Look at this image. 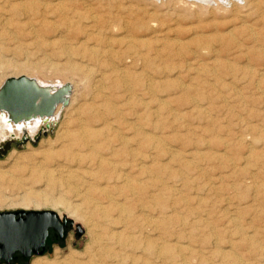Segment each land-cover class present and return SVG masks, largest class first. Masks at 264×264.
Listing matches in <instances>:
<instances>
[{
  "label": "rangeland",
  "instance_id": "obj_1",
  "mask_svg": "<svg viewBox=\"0 0 264 264\" xmlns=\"http://www.w3.org/2000/svg\"><path fill=\"white\" fill-rule=\"evenodd\" d=\"M3 1L0 0V8H2L0 9V19L3 18V21L0 20V49L4 54L3 59L10 61L11 65L2 66L5 68L0 69V85L5 78L22 73L21 68L25 65L34 67L28 71L41 76L42 78H40L45 80V83L54 84L64 81L68 82L72 89L68 103L59 108L57 115L52 119L53 122L49 124L50 128H46L45 124L40 121L33 136L28 133L27 125L17 129L18 131L12 126L10 130L5 129L0 133V170L10 168L9 165L12 164L14 158L11 156L12 151L29 153L32 152V149L40 150L51 147L53 151H61V153L60 156L55 157L54 161L47 162V165L50 169L54 168L55 178L64 179L65 182L63 184L62 182L46 184L43 179L30 180L26 173L21 174V186L14 185L10 180L1 179L0 212L49 210L57 215L66 216L68 210L62 203H57L56 206H53L49 201L37 206L33 203H28L26 206L21 204L20 197L26 189L30 191L43 190L47 196L54 199L62 198L63 201L67 200L66 202L77 204L76 212L90 217L91 223H93L89 231L88 225L82 219L70 215L69 218L73 221L72 227H66L62 238H58L51 230L42 254H35L23 259L17 258L8 264H32V261L37 257L42 258L41 264H264V0H227L226 7L220 4V0L214 2L211 0V3L203 8L202 6L191 8L179 4L176 0L166 1L164 4L157 3L156 6H159V10L161 8L164 15L155 18L152 27L147 28L145 32H140L143 33L141 39L149 37L145 40L147 42H136L137 45L133 48L130 47L131 45H126L128 43L122 42V45L121 42L116 41V38L121 35V29L107 28L106 30V28H101L98 31V28L93 26L91 11L94 12L92 16L97 15L98 17L101 14L99 13L101 9L97 11L92 9L93 4L95 5L96 2L113 3L114 0H87V2L86 0H33L38 7L33 4V7L27 8L29 12L27 9L25 10L23 16L13 17L10 16L9 11H6L7 5L9 2L20 0H8V4H3ZM47 1L52 4L54 2V4L50 5L49 3L44 6L43 3H47ZM118 1L131 5L133 10L144 7L150 8L149 10L155 8L148 2L149 0ZM21 2L28 5L27 0H21ZM175 3L177 4L175 5ZM88 4L92 6H88ZM54 5L56 6L54 7ZM137 6L139 7L136 8ZM40 8L41 11H45L40 12ZM47 8L49 9L47 10ZM84 8L85 11L80 13ZM73 9L76 11L74 12ZM33 11L35 14H32ZM197 14H200L199 18ZM242 14L244 16L246 14V16L244 17ZM30 15L36 19L44 18L42 20L45 22L35 23L32 26L28 23L19 24L20 27L15 22L17 20L22 22L30 18ZM41 16L43 17L40 18ZM5 18L6 20H4ZM187 18L189 22H187ZM58 19L61 23H58ZM240 19H242L241 22ZM172 20H176V23ZM3 22L5 27L1 26ZM53 22L55 24H52ZM245 24L248 28L245 27ZM46 25H49L48 30L44 28ZM15 26L19 33L26 29L27 32L19 34ZM185 26L188 30H184ZM231 26H233V30L229 29ZM238 26L241 30L238 29ZM83 27L84 29H82ZM168 27H172L170 29L173 32H170L169 29V31L166 30ZM37 30L39 34L40 32L42 34L39 35ZM174 31H176L175 34ZM215 31L218 36L213 35L216 34ZM16 33H18L17 36ZM199 33L202 37L205 35L203 37V40L207 39L204 40L205 43ZM229 33L231 36L228 35ZM88 35L91 36V40ZM165 35L171 38L177 36L178 40H172L176 46L173 43L169 44L170 42L166 43ZM256 35L258 36L256 37ZM56 37L59 38L57 41ZM87 38L89 42L86 40ZM41 39L45 40L44 43L41 42ZM195 39L197 40L194 41ZM46 40L48 41L46 42ZM54 40L55 43L51 44V41ZM65 41L66 43H64ZM116 42L118 43L116 44ZM184 42L187 43L185 45L188 50L185 49ZM200 42L202 44H199ZM99 43L101 44L99 45ZM106 44L107 46H105ZM165 44H167L166 46L169 44V46L165 47ZM73 45H75V49ZM237 46L241 49H238ZM88 47H94L97 54L94 51V53L89 51ZM107 47L111 51L106 49ZM120 47L121 49L125 48L121 51ZM82 48H85L87 53ZM62 49H69V52L73 53V56L71 55L73 58L70 56L71 60L66 59L67 55L61 53ZM136 50H139L138 53L146 51L148 56L141 58L138 53L135 54ZM81 51H84L86 55ZM99 52L102 53L99 54L101 57L98 55ZM110 53H113V56ZM156 53H160L158 55L160 57L155 56ZM96 55L98 58L95 62L93 58L95 59ZM99 59H102L104 63L98 62ZM219 61H221L220 64H218ZM14 63L15 65L20 64L21 67L14 66ZM71 63L74 66L78 63L75 67L83 66L78 67L79 70L76 73L72 70ZM222 63L225 65L224 67ZM226 65L229 66L226 67ZM206 67H208L207 70ZM111 68H113L112 71ZM88 69L89 74H84ZM227 69L229 70L227 71ZM133 70L138 71L135 73L136 76L133 75ZM123 71L127 72L126 74L129 76L127 77ZM225 71L227 72L225 73ZM117 75L118 77H116ZM122 83H125L127 87L115 86V84L121 85ZM97 92L103 94L101 96L103 100L100 99V94ZM115 94L117 95L114 96ZM104 99L106 101L112 99L110 103L114 101V104L111 103V108L105 106ZM69 101H71L70 105ZM93 106L97 108V113ZM99 108L103 110L101 109L99 112ZM118 109L120 112L117 111ZM104 110L109 113L108 117ZM77 121L79 122L77 123ZM105 121L107 122L105 123ZM75 123H81V126H84L83 130ZM129 123L131 124L129 125ZM97 127L99 128L97 129ZM41 129L42 132H40ZM84 129L86 132H83ZM94 129L98 130L97 133L101 132L100 136L95 132L92 133ZM116 131L117 133H115ZM136 131L139 133L137 134ZM88 132L94 136H90ZM26 133L32 137L28 138ZM80 133L81 135H79ZM118 135L120 136L118 137ZM139 135L144 139L142 140ZM115 137L118 139L116 140ZM125 137L132 139L134 144L132 140ZM84 138L87 140L85 139V141ZM121 138L124 143L120 140ZM91 139L92 142H90ZM146 139L147 141H145ZM137 140L139 143L136 142ZM140 140H142L141 143ZM143 141L147 143L143 144ZM119 142L122 144L119 145ZM51 143H53L52 146H50ZM87 147L91 152L87 150ZM116 147L122 148V150L116 149ZM136 149L138 151H135ZM133 151L138 155L135 152L132 154ZM71 152L73 159L72 156H69L72 154ZM75 155L79 158L77 156L74 158ZM124 155H129V157ZM137 156L142 157L143 162ZM133 157L135 160L139 159L138 163ZM36 159L41 160L40 157L39 159L36 157ZM57 164L62 167L59 169ZM55 165L56 167H54ZM141 166L142 168H139ZM68 170L71 171L69 177L66 173ZM61 173L62 175H60ZM63 173L67 175L65 176ZM99 181L100 183H97ZM90 182H96L98 187L89 188ZM84 196H88V200L84 199ZM75 225L80 226L81 233L76 231ZM113 232L114 235H112ZM156 250H159V254ZM1 264L7 263L1 262Z\"/></svg>",
  "mask_w": 264,
  "mask_h": 264
},
{
  "label": "bare ground",
  "instance_id": "obj_2",
  "mask_svg": "<svg viewBox=\"0 0 264 264\" xmlns=\"http://www.w3.org/2000/svg\"><path fill=\"white\" fill-rule=\"evenodd\" d=\"M3 1V0H2ZM12 1V0H11ZM14 1V0H13ZM28 1V5H24V2H21V0L20 1H14V2H9V4L7 3L8 2V0L7 1H3L4 3L3 4H5V3H7L8 5V7H7V10L6 9H4V10H6L7 12L9 11V13H10V16H20V15H22L23 16V14H25V10L27 9V8H30V7H33V4H34V1L33 0H27ZM49 1V0H48ZM47 1V3H43V5L44 6H46L47 4H49L50 2H48ZM59 1V0H58ZM83 1V0H82ZM112 1V0H111ZM118 1V0H117ZM116 0H114V2L113 3H111V2H109V3H101V2H96V4L94 5L93 4V8L92 9H95L96 11L97 10H99V9H101L100 11L101 12H99V13H101V14H99L100 16H98L97 17V15H94V16H92V14L94 13L93 11H91L92 12V14L90 15L91 16V20H92V23H93V26L94 27H96V28H98L97 30L99 31V29H101V28H106V30H107V28H114V29H121V31H120V34H118L119 32H117V34L118 35H120V36H118L117 38H116V41H118V42H121L120 44H122V42H124V43H128V44H126V45H131L130 47L131 48H133L135 45H137V43L136 42H147V41H145V40H147V38H149V37H147V38H140L141 37V35H143V33H140V32H145L146 30H147V28H149V27H152V24H154V21H155V18H157V17H159V16H163L164 15V12H161V8H160V10L158 9V5L156 6V4L158 3V4H164V2L166 3V1L168 2V1H171V0H149L148 2L151 4V5H153V6H155V8L154 9H152V10H149L150 8H148V7H144V8H141V9H137V10H133L130 6L131 5H129V4H123L122 2H120V1H118L117 2ZM139 1V0H138ZM173 1H175V0H173ZM172 1V2H173ZM179 4H183V5H185V6H188V7H195V6H202V8L203 7H206L208 4H210L211 3V0H176ZM214 1H216V0H213V2ZM219 1V0H218ZM217 1V2H218ZM254 1V0H253ZM65 2V1H64ZM86 2H87V0H86ZM130 2V1H129ZM220 4L222 5V6H224V7H226L227 5H228V1L227 0H220ZM245 2V1H244ZM256 2V1H255ZM55 3H56V1H55ZM57 3H59V2H57ZM90 3V2H89ZM125 3V2H124ZM127 3V2H126ZM146 3V2H145ZM2 4V5H3ZM39 4H40V2H39ZM52 3H50V5H51ZM53 4H54V2H53ZM52 4V5H53ZM87 4V3H86ZM91 4H92V2H91ZM132 4V3H131ZM141 4H143V3H141ZM140 4V5H141ZM177 3H175V5H176ZM245 4V3H244ZM252 4L253 5H255L254 4V2H252ZM258 4V6H259V3H257ZM1 5V6H2ZM35 6H37V4H34ZM58 5V4H57ZM82 5H84V4H82ZM165 5H167V4H165ZM174 5V4H173ZM5 6V5H4ZM34 6V7H35ZM56 5H54V7H55ZM66 6V5H65ZM71 6V5H70ZM88 6H92V5H89L88 4ZM133 6V5H132ZM136 6V5H135ZM172 6V5H171ZM38 7V6H37ZM41 7H43V6H41ZM60 7V6H59ZM139 6H137L136 8H138ZM143 7V6H142ZM167 7V6H166ZM165 7V8H166ZM174 7V6H173ZM245 7V6H244ZM249 7V6H248ZM248 7L246 8L247 10H248ZM251 7V6H250ZM61 8V7H60ZM68 8H69V6H68ZM91 8H90V10H91ZM134 9H135V7H133ZM262 8V7H261ZM0 9H2V8H0ZM33 9V8H32ZM32 9H30V10H32ZM44 9H45V7H44ZM49 8H47V10H48ZM52 9V8H51ZM79 9L81 10V8L79 7ZM169 9V8H168ZM174 9V8H173ZM181 9V8H180ZM250 9V8H249ZM259 9V8H258ZM257 9V10H258ZM64 10V9H63ZM74 10V9H73ZM165 10V9H164ZM170 10V9H169ZM168 10V11H169ZM206 10V9H205ZM252 10H254V9H252ZM1 11V10H0ZM27 11L29 12V9H27ZM35 11V10H34ZM33 11V13L32 14H35V12H37V11H35L34 12ZM39 11L40 12H44V11H41V8L39 9ZM71 12H73L72 10H70ZM76 10H74V12H75ZM85 11V8H84V10L83 11H80V13L81 12H84ZM87 11V10H86ZM174 12H176L175 10H173ZM179 11V10H178ZM188 11V10H187ZM239 11H241V9H239ZM52 12H54V11H52ZM60 12V11H59ZM62 12V11H61ZM88 12V11H87ZM87 12H86V14H87ZM194 12H195V10H194ZM237 12V11H236ZM243 12V11H242ZM50 13H51V11H50ZM79 13V14H80ZM90 13V12H89ZM88 13V14H89ZM103 13V14H102ZM166 13H168L167 11H166ZM183 13V12H182ZM198 13V12H197ZM248 13V12H247ZM246 13V14H247ZM262 13V12H261ZM1 14H3V13H1ZM30 14V13H29ZM38 14V13H37ZM36 14V16H38ZM47 14V13H46ZM64 14V13H63ZM72 14V13H71ZM73 14H75V13H73ZM123 14H125V15H123ZM235 14H237V13H235ZM246 14H245V16H246ZM255 14V13H254ZM253 14V15H254ZM263 14V13H262ZM26 15H28V14H26ZM41 15H43V14H41ZM59 15V14H58ZM171 15H172V12H171ZM176 16H177V14H175ZM174 15V16H175ZM252 15V14H251ZM6 16V15H5ZM9 16V17H10ZM29 16V15H28ZM46 16V15H45ZM70 16V15H69ZM87 16V15H86ZM86 16H84V17H86ZM89 16V15H88ZM186 16V15H185ZM190 16V15H189ZM194 16V15H193ZM198 16H200V14L198 15L197 14V17ZM241 16V15H240ZM242 16H244L243 14H242ZM244 16V17H245ZM262 16V15H261ZM43 16H41L40 18H42ZM50 17V16H49ZM48 17V18H49ZM61 17V16H60ZM68 17V16H67ZM71 17V16H70ZM69 17V18H70ZM72 17H73V15H72ZM75 17V16H74ZM187 17H188V15H187ZM196 17V19H198ZM251 17V16H250ZM15 18V17H14ZM48 18H46L47 20H48ZM57 18V17H56ZM59 18V17H58ZM168 18V17H167ZM171 18H172V16H171ZM180 18H182V17H180ZM184 18V17H183ZM186 18V17H185ZM189 18V17H188ZM188 18H187V22H189L188 21ZM235 18V17H234ZM236 18H238V17H236ZM243 18V17H242ZM247 18H248V15H247ZM12 19V18H11ZM10 19V20H11ZM42 19H44V18H42ZM42 19H36V17L35 18H33V17H31V15H30V18H27L26 20H24V21H22V22H20V21H15V20H13V21H15L18 25L19 24H21V25H23L24 23L26 24V23H28L30 26H32V25H35V23H39V24H41V23H43V22H45V20H42ZM63 19V18H62ZM228 19V18H227ZM1 20V19H0ZM4 20H6V18L4 19ZM22 20V19H21ZM56 20V19H55ZM59 20V19H58ZM64 20V19H63ZM71 20V19H70ZM74 20V19H73ZM72 20V21H73ZM177 20V19H176ZM175 20V21H176ZM235 20V19H234ZM233 20V21H234ZM241 20L242 19H240L239 21L241 22ZM245 20V19H244ZM1 21H3V18H2V20ZM9 21V20H8ZM7 21V22H8ZM75 21V20H74ZM79 21V20H78ZM173 21V20H172ZM175 21H173V22H175ZM194 21V20H193ZM55 22V21H54ZM52 23V24H55V23ZM60 22V20L58 21V23ZM68 22V21H67ZM66 22V23H67ZM195 22V21H194ZM207 22H209V21H207ZM230 22V21H229ZM246 22V21H245ZM245 22H243V23H245ZM9 23H10V21H9ZM11 23H13V22H11ZM15 23V24H16ZM61 23V22H60ZM71 23V22H70ZM83 23V22H82ZM90 23V22H89ZM176 23V22H175ZM174 23V24H175ZM196 23V22H195ZM2 24V23H1ZM62 24H64V23H62ZM72 24H74V23H72ZM78 24V23H77ZM87 24H88V22H87ZM86 24V25H87ZM177 24H179L178 22H177ZM185 24H186V22H185ZM194 24V23H193ZM198 24V23H197ZM196 24V25H197ZM216 24V23H215ZM220 24H222V23H220ZM220 24H218V25H220ZM234 24H235V21H234ZM237 24V23H236ZM249 25H250V23H248ZM4 25V22H3V24L1 25V26H3ZM9 25H12V24H9ZM21 25H19V27L21 26ZM43 25V24H42ZM57 25V24H56ZM70 25V24H69ZM89 25V24H88ZM180 25H183V24H180ZM179 25V26H180ZM189 25V24H188ZM188 25H187V27H188ZM223 25V24H222ZM221 25V26H222ZM232 25V24H231ZM237 25H239V24H237ZM237 25H236V27H237ZM246 25V24H245ZM254 25V24H253ZM47 26V25H46ZM44 27V28H47V30H48V26L47 27ZM53 26V25H52ZM55 26V25H54ZM83 26V25H82ZM91 26H92V24H91ZM100 26V27H99ZM194 26V25H193ZM214 26V25H213ZM216 26H217V24H216ZM234 26V25H233ZM233 26H231V28H229V29H231V30H233L232 29V27ZM240 26V25H239ZM238 26V29H240V27ZM243 26H244V24H243ZM3 27H5V25L3 26ZM24 27V26H23ZM26 27V26H25ZM40 27V26H39ZM63 27V26H62ZM66 27H68L67 25H66ZM80 27V26H79ZM87 27V26H86ZM173 27V26H172ZM172 27H168V28H166V30H170V32L172 31L171 29H172ZM177 27V26H176ZM176 27H174V28H176ZM181 27V26H180ZM197 28H198V26H196ZM235 27V28H236ZM245 27H247V25L245 26ZM15 28H17L16 26H15ZM32 28V27H31ZM41 28V27H40ZM43 28V29H44ZM81 28V27H80ZM89 28V27H88ZM93 28V27H92ZM95 28V29H96ZM171 28V29H170ZM173 28V29H174ZM182 28V27H181ZM189 28V27H188ZM188 28L186 29V26H185V28H184V30L186 29V30H188ZM204 28V27H203ZM248 28V27H247ZM251 28V27H250ZM249 28V29H250ZM6 29V28H5ZM12 29V28H11ZM26 29V28H25ZM30 29V28H29ZM33 29V28H32ZM38 29V28H37ZM57 29V28H56ZM82 29H84V27L82 28ZM82 29H80V31L82 30ZM90 29V28H89ZM94 29V28H93ZM179 29V28H178ZM177 29V31H179ZM183 29V28H182ZM193 29H195V28H193ZM216 29V28H215ZM219 29V28H218ZM228 29V30H229ZM237 29V30H238ZM242 29H243V27H242ZM245 29V28H244ZM252 29H254V28H252ZM256 29V28H255ZM254 29V30H255ZM4 30V29H3ZM16 30V29H15ZM15 30H14V32H15ZM17 30H18V28H17ZM27 30V29H26ZM21 31L22 33H24V32H27V31ZM38 30H41V29H38ZM38 30H37V32H38ZM85 30H86V28H85ZM84 30V31H85ZM162 30V29H161ZM168 30V31H169ZM212 30H214L213 28H212ZM236 30V29H235ZM236 30V31H237ZM241 30V29H240ZM238 31L239 33L241 32V31ZM253 30V31H254ZM2 31V30H1ZM86 31H88V30H86ZM94 31V30H93ZM97 31V32H98ZM105 31V30H104ZM109 31V30H108ZM111 31H113V30H111ZM149 31V30H148ZM155 31V30H154ZM180 31H182V30H180ZM191 31H192V27H191ZM193 31H195V30H193ZM199 31H200V28H199ZM211 31V30H210ZM247 31H248V29H247ZM12 32V31H11ZM17 32V31H16ZM20 32V33H21ZM36 32V33H37ZM59 32V31H58ZM82 33H83V31H81ZM107 32V31H106ZM156 32V31H155ZM173 32V31H172ZM175 32L176 31H174V34H175ZM189 32V31H188ZM198 32V31H197ZM213 32V31H212ZM216 32V31H215ZM225 32H227V31H225ZM230 32V31H229ZM235 32V31H234ZM244 32V31H243ZM4 33H5V31H4ZM18 33H19V30H18ZM18 33H16V36H17V34ZM19 33V34H20ZM63 33V32H62ZM81 33V34H82ZM87 33V32H86ZM89 33V32H88ZM87 33V34H88ZM101 33V32H100ZM103 33V32H102ZM101 33V34H102ZM178 33V32H177ZM186 33V32H185ZM202 33H203V30H202ZM251 33V32H250ZM253 33V32H252ZM6 34V33H5ZM15 34V33H14ZM28 34V33H27ZM30 34V33H29ZM38 34H39V32H38ZM40 34H42L41 32H40ZM39 34V35H40ZM80 34V35H81ZM87 34H86V36H87ZM94 34H95V32H94ZM116 34V33H115ZM173 34V33H172ZM192 34V33H191ZM190 34V35H191ZM198 34V33H197ZM200 34V33H199ZM205 34V33H204ZM210 34V33H209ZM234 34V33H233ZM242 34V33H241ZM244 34H245V32H244ZM247 34H248V32H247ZM258 34V33H257ZM13 35V34H12ZM11 35V36H12ZM23 35V34H22ZM22 35H20V36H22ZM63 35V34H62ZM96 35V34H95ZM103 35H105V34H103ZM111 35V34H110ZM162 35V34H161ZM177 35V34H176ZM187 35V34H186ZM186 35H184V36H186ZM201 35V34H200ZM206 35H207V33H206ZM211 35H212V33H211ZM213 35H216V36H218L217 35V32H216V34H213ZM228 35H230V33L228 34ZM243 35V34H242ZM251 35V34H250ZM249 35V36H250ZM10 36V37H11ZM64 36V35H63ZM89 36V35H88ZM94 36V35H93ZM102 36V35H101ZM145 36V35H144ZM172 36V35H171ZM196 36V35H195ZM205 36V35H204ZM203 36V37H204ZM220 36V35H219ZM231 36V35H230ZM233 36V35H232ZM248 36V37H249ZM258 35H256V37H257ZM38 37H42V36H38ZM44 37V36H43ZM57 37H59V36H57ZM56 37V41L59 39V38H57ZM60 37H62V36H60ZM98 38H99V35L97 36ZM103 37V36H102ZM111 37V36H110ZM163 37V36H162ZM161 37V38H162ZM187 37V36H186ZM190 37V36H189ZM191 37H192V35H191ZM194 37V36H193ZM197 37V36H196ZM201 38H202V40H203V37H202V35L200 36ZM199 37V38H200ZM244 37H245V35H244ZM254 37V36H253ZM256 37H254L255 39H256ZM17 38V37H16ZM33 38H35V37H33ZM91 38V36H89V39ZM94 38H96L95 36H94ZM107 38V37H106ZM113 38V37H112ZM111 38V40L113 41V39ZM160 38V39H161ZM14 39V38H13ZM19 39V38H18ZM36 39H37V37H36ZM44 39H45V37H44ZM74 39V38H73ZM79 39H81V38H79ZM93 39V38H92ZM97 39V38H96ZM164 39L166 40V43L168 42H170L169 44H171V43H173L174 41H172V40H178L179 38L177 37V36H175V37H173V38H171V37H167L166 35L164 36ZM190 39V38H189ZM214 39V38H213ZM213 39H211V40H213ZM240 39V38H239ZM249 39V38H248ZM42 40V39H41ZM76 40V39H75ZM86 40H88V38L86 39ZM85 40V41H86ZM91 40V39H90ZM94 40V39H93ZM149 40V39H148ZM164 40V41H165ZM182 40V39H181ZM184 40V39H183ZM192 40V39H191ZM190 40V41H191ZM197 39H195L194 41H196ZM199 40V39H198ZM201 40V39H200ZM205 40V39H204ZM203 40V42L205 43V41L207 40H205L204 41ZM215 40H216V38H215ZM234 40H235V38H234ZM250 40V39H249ZM258 40H259V38H258ZM15 41V40H14ZM45 41V40H44ZM44 41L42 40L41 42H43L44 43ZM48 40H46V42H47ZM81 41V40H80ZM79 41V42H80ZM100 41V40H99ZM102 41V40H101ZM105 41V40H104ZM115 41V40H114ZM188 41V40H187ZM186 41V42H187ZM216 41H218V40H216ZM233 41V40H232ZM237 41H239V40H237ZM253 41V40H252ZM49 42H50V40H49ZM55 43V40L54 41H51V44L52 43ZM68 42V41H67ZM82 42H83V40H82ZM81 42V43H82ZM88 42H89V40H88ZM106 42H107V39H106ZM118 42H116V44L118 43ZM180 42V41H179ZM186 42H184V44L183 45H185V44H187ZM233 42H235V41H233ZM22 43V42H21ZM61 43H62V41H61ZM64 43H66V41L64 42ZM69 44H70V42H68ZM81 43H79V44H81ZM86 43V42H85ZM109 43V42H108ZM107 43V44H108ZM149 43V42H148ZM165 43V42H164ZM178 43V42H177ZM190 43V42H189ZM188 43V44H189ZM194 43V42H193ZM196 43V42H195ZM235 43H237V42H235ZM235 43H233V44H235ZM240 43V42H239ZM254 43V42H253ZM259 43V42H258ZM25 44V43H24ZM47 44V43H46ZM69 44H67V45H69ZM75 44V43H74ZM94 44H96V42H94ZM101 43H99V45H100ZM104 44H105V42H104ZM107 44L105 45V46H107ZM115 44V43H114ZM140 44V43H139ZM169 44H168V46H169ZM175 43H173V45H174ZM197 44V43H196ZM199 44H202V42H200ZM254 44H256V42L254 43ZM19 45H20V43H19ZM76 45V44H75ZM75 45H73V48L75 47ZM82 45H83V43H82ZM93 45V44H92ZM98 45V44H97ZM96 45V46H97ZM119 45V44H118ZM117 45V46H118ZM123 45V44H122ZM125 45V44H124ZM167 44H165V47H168V46H166ZM208 45H210V44H208ZM239 45V44H238ZM61 46H62V44H61ZM78 46V45H77ZM76 46V47H77ZM86 46V45H85ZM88 46V45H87ZM86 46V47H87ZM109 46V45H108ZM162 46V45H161ZM163 46H164V44H163ZM175 46H176V44H175ZM189 46V45H188ZM79 47H80V45H79ZM78 47V48H79ZM82 47V46H81ZM172 47V46H171ZM170 47V48H171ZM238 47V46H237ZM64 48V47H63ZM67 48V47H66ZM71 48V47H70ZM73 48H72V50H73ZM89 48V47H88ZM100 48V47H99ZM125 48V47H124ZM123 48V49H124ZM127 48V47H126ZM130 48V49H131ZM136 48L138 49V47L136 46ZM162 48V47H161ZM160 48V50H162ZM179 48V47H178ZM181 48H182V43H181ZM181 48H180V50H181ZM183 48H184V46H183ZM196 48V47H195ZM208 48H209V46H208ZM240 47H238V49H239ZM75 49V48H74ZM81 49V48H80ZM82 49H84V51H85V48H82ZM97 49V48H96ZM106 49H109L108 47L106 48ZM117 49V48H116ZM115 49V50H116ZM120 49H121V47H120ZM123 49H121V51L123 50ZM166 49V48H165ZM175 49V48H174ZM185 49H186V45H185ZM241 49V48H240ZM63 50V49H62ZM72 50H70V51H72ZM95 48L94 47H90L89 48V51H91L92 53H94L95 51ZM102 51L104 50V49H101ZM110 51H111V49H109ZM108 50V51H109ZM133 50H135V49H133ZM141 50V49H140ZM159 50V51H160ZM186 50H188V48L186 49ZM185 50V51H186ZM50 51H52V50H50ZM84 51H81L82 53L84 52ZM94 51V52H93ZM99 51V50H98ZM107 51V52H108ZM113 51H114V49H113ZM112 51V52H113ZM139 52V50H136V52H135V54L136 53H138ZM143 51V50H142ZM158 51V52H159ZM178 51V50H177ZM177 51H175V52H177ZM240 51V50H239ZM73 52V51H72ZM76 52H78V51H76ZM86 53H87V50L85 51ZM85 52L83 53V54H85ZM101 52V51H100ZM98 53V55L99 54H102V53ZM115 52V51H114ZM113 52V53H114ZM127 52V51H126ZM150 52V51H149ZM164 52H167V51H165L164 50ZM179 53L181 52L182 53V51H178ZM197 52V51H196ZM217 52V51H216ZM3 52L1 51V49H0V66H1V68L0 69H2V68H5V67H2V66H10L11 64H10V61L8 62L7 60H5V59H3L4 57H3V55L4 54H2ZM53 53V52H52ZM61 53H64V55H67V57H66V59H68V60H71V58H70V56L73 54H71V52H69V49H64ZM90 55H93V54H91L90 52H88ZM105 53V52H104ZM112 53V54H113ZM116 53V52H115ZM114 53V54H115ZM150 53H152V51L150 52ZM154 53H155V51H154ZM168 53V52H167ZM186 53H187V51H186ZM189 53V52H188ZM54 54V53H53ZM76 55L78 54V53H75ZM74 54V55H75ZM80 54V56H82V54L81 53H79ZM95 54H97L96 52H95ZM111 53H110V55H112ZM117 54V53H116ZM125 54H127V53H125ZM157 54V53H156ZM165 54V53H164ZM169 54V53H168ZM176 54V53H175ZM178 54V53H177ZM183 54H184V51H183ZM196 54V53H195ZM216 54V53H215ZM63 55V56H64ZM76 55H75V57H76ZM86 55V54H85ZM107 55V54H106ZM134 55V54H133ZM150 55H152V54H150ZM158 55H160V53L159 54H157V55H155V56H157V57H160V56H158ZM174 55V54H173ZM217 55H218V53H217ZM73 56V55H72ZM71 56V57H72ZM95 56V55H94ZM100 56V55H99ZM109 56V55H108ZM113 56V55H112ZM116 56H118V55H116ZM120 56V55H119ZM138 56L139 57H143V58H146L147 56H148V53L146 52V51H144V52H141V53H138ZM175 56V55H174ZM179 56H181V55H179ZM182 56H184V55H182ZM193 56H195L194 55V53H193ZM196 56H197V54H196ZM215 56V55H214ZM213 56V57H214ZM79 57V56H78ZM101 57V56H100ZM110 57V56H109ZM108 57V58H109ZM121 57H122V55H121ZM121 57H119V58H121ZM162 57V56H161ZM169 57V56H168ZM73 58V57H72ZM80 58V57H79ZM78 58V59H79ZM96 58H98L97 57V55H96V57H95V59L93 58V60L96 62ZM114 58V57H113ZM182 58H184V57H182ZM190 58V57H189ZM216 58V57H215ZM75 59V58H74ZM133 59V58H132ZM148 59V58H147ZM185 59V58H184ZM191 59H192V56H191ZM195 59V58H194ZM213 59V58H212ZM211 59V60H212ZM216 59H218V57L216 58ZM220 59V58H219ZM67 60V61H68ZM73 60V59H72ZM109 60H110V58H109ZM114 60V59H113ZM131 60V59H130ZM138 60V59H137ZM140 60V59H139ZM66 61V62H67ZM99 61H102L103 63H104V61L102 60V59H99L98 60V62ZM213 61H214V59H213ZM217 61V60H216ZM71 62V61H70ZM77 62V61H76ZM116 62V61H115ZM138 62V61H137ZM140 62H141V60H140ZM220 62L221 61H219V63L218 64H220ZM68 63V62H67ZM72 63H74V62H72ZM71 63V65H73ZM79 63V62H78ZM77 63V64H78ZM82 63V62H81ZM101 63V62H100ZM102 63V64H103ZM109 63V62H108ZM108 63H107V65H108ZM151 63V62H150ZM215 63V62H214ZM228 63V62H227ZM76 64V65H77ZM80 64V63H79ZM143 64V63H142ZM223 64V63H222ZM224 64H226L225 62H224ZM223 64V67L225 66ZM230 64V63H229ZM17 66L19 65L20 66V64H16ZM15 65V63H14V66H16ZM75 65V66H76ZM13 66V65H12ZM52 66V65H51ZM74 65L72 66V70L73 71H75L76 73H77V71L79 70V68L78 67H80V65L78 66V67H75ZM83 66V65H82ZM81 66V67H82ZM212 66V65H211ZM227 66H229V65H226V67ZM231 67H232V65H230ZM21 67V66H20ZM80 67V68H81ZM84 67H85V65H84ZM93 67V66H92ZM113 67V66H112ZM142 68H143V66H141ZM146 67H148V66H146ZM215 67V66H214ZM221 67V66H220ZM222 67V68H223ZM34 69V67H30V66H23L21 69V72L22 73H20V74H18V75H11L10 77H17V76H20V75H24V76H27V77H29V78H33L38 84H40V85H43V86H47V87H50L51 89H54V88H56V87H58V86H60V85H63V84H65V83H68V82H64V81H62V82H57V83H54V84H49V83H45L41 78V76H38V75H36V74H33L34 72H29L28 70L29 69ZM87 68V67H86ZM86 68L84 69V71L86 70ZM114 68V67H113ZM113 68H111V71H112V69ZM117 68H118V66H117ZM121 68V67H120ZM140 68V67H139ZM149 68V67H148ZM173 68V67H172ZM171 68V70H173ZM207 68L208 67H206V70H207ZM219 68V67H218ZM221 68V69H222ZM30 69V70H31ZM60 69V68H59ZM122 69V68H121ZM129 69V68H128ZM128 69H126V70H128ZM131 69V68H130ZM163 69V68H162ZM170 69V68H169ZM212 69V68H211ZM215 69V68H214ZM232 69V68H231ZM61 70V69H60ZM90 70H91V68H90ZM109 70H110V68H109ZM118 70V69H117ZM135 70V69H134ZM133 70V71H134ZM141 70V69H140ZM209 70V69H208ZM229 69H227V71H228ZM49 71V70H48ZM64 71H66V70H64ZM81 71V70H80ZM114 71V70H113ZM118 71H120V70H118ZM124 71H125V69H124ZM123 71V72H124ZM130 71V70H129ZM132 71V72H133ZM138 71H139V69H138ZM138 71L136 72V71H134V76H136V74L135 73H138ZM142 71V70H141ZM148 72H149V70H147ZM165 71V70H164ZM166 71H168V69L166 68ZM215 71V70H214ZM222 71H224V70H222ZM221 71V72H222ZM227 71H225V73L227 72ZM74 72V74H76ZM88 72H90L89 71V69H88V71H87V73L85 72L84 74H89ZM115 72V71H114ZM117 72V71H116ZM122 72V71H121ZM120 72V73H121ZM140 72V71H139ZM147 72V73H148ZM208 72V71H207ZM212 73H213V70L211 71ZM215 72H218L217 70L215 71ZM232 72V71H231ZM69 73H71V72H69ZM113 73V72H112ZM118 73V72H117ZM116 73V74H117ZM127 73V72H126ZM125 72H124V74H126ZM144 73V72H143ZM17 74V73H16ZM73 74V75H74ZM109 74H111L110 72H109ZM119 74V73H118ZM130 74V73H129ZM139 74H141V73H139ZM145 74V73H144ZM131 75V74H130ZM143 75V74H142ZM82 76V75H81ZM80 76V77H81ZM87 76H89V75H87ZM103 76V75H102ZM119 76H120V74H119ZM124 76V75H123ZM123 76H121V77H123ZM126 76H127V74H126ZM125 76V77H126ZM129 76V75H128ZM127 76V77H128ZM145 76V75H144ZM143 76V77H144ZM41 77V78H40ZM116 77H118V75L116 76ZM124 77V78H125ZM126 77V78H127ZM142 77V76H141ZM146 77V76H145ZM148 77V76H147ZM83 78V77H82ZM125 78V79H126ZM140 78V77H139ZM99 79V78H98ZM145 79V78H144ZM86 80V79H85ZM120 80V79H119ZM146 80V79H145ZM150 80V79H149ZM128 81H129V78H128ZM94 82V81H93ZM136 82H138V81H136ZM113 83V82H112ZM121 83V82H120ZM126 83V82H125ZM125 83H122L121 85H119V84H115V86H123V88L124 87H127V86H125ZM149 83V82H148ZM147 83V84H148ZM84 84V83H83ZM130 84V83H129ZM129 84H127V85H129ZM146 85V84H145ZM150 85H151V83H150ZM87 86V85H86ZM110 86V85H109ZM129 88V87H128ZM127 88V89H128ZM110 89V88H109ZM146 89V88H145ZM147 89H148V86H147ZM147 89H146V91H147ZM125 90V89H124ZM132 90V89H131ZM150 90H151V88H150ZM89 91V90H88ZM98 91H100V90H98ZM114 91V90H113ZM127 91V90H126ZM94 93V92H93ZM97 93H99V92H97ZM108 93V92H107ZM118 93V92H117ZM100 94V93H99ZM131 94V93H130ZM98 95V94H97ZM107 95H109V93L107 94ZM117 94H115L114 96H116ZM129 95V94H128ZM91 96H93V95H91ZM101 96H103V94L101 93L100 94V99H102L103 100V98H101ZM108 97V96H107ZM106 97V98H107ZM111 98V97H110ZM114 98H118V97H114ZM120 98V97H119ZM131 98V97H130ZM70 99V98H69ZM113 99V98H112ZM111 99V100H112ZM96 100V99H95ZM105 100V106H110V108H111V103H110V101H106V99H104ZM130 100V99H129ZM132 100V99H131ZM128 101V100H127ZM133 101V100H132ZM100 102H101V100H100ZM97 103V102H96ZM104 102L102 101V104H103ZM128 103V102H127ZM145 103V102H144ZM143 103V104H144ZM71 104V101H69V105ZM92 104H93V102H92ZM98 104V103H97ZM96 104V105H97ZM100 104V103H99ZM112 104H114V101H113V103ZM125 104H126V102H125ZM88 105V107H89V104H87ZM95 105V106H96ZM84 106H86V105H84ZM91 106V105H90ZM113 106V105H112ZM119 106V105H118ZM60 107H64V106H62L61 104H59L57 107H56V110H55V113H54V116L53 117H50V118H39V117H36V118H34V119H30V120H26V121H20V122H18V123H13V122H9L8 121V119H7V116H6V114L4 113V112H2V111H0V133L2 132V131H4L5 129H8V130H10V128L12 127V126H14L15 127V129L17 130H19V128H21L23 125H24V127H25V125H27V128H28V133H30V134H32V136L34 135L33 134V132L35 131V128H36V126H37V124H38V122L40 123V121H42L44 124H46V123H49V124H51L53 121H52V119H54V117L57 115V112L59 111V108ZM68 107V106H67ZM87 107V108H88ZM101 107H102V105H101ZM78 108H80V106H78ZM87 108H85V109H87ZM91 108V107H90ZM93 108H94V106H93ZM103 108V107H102ZM101 108V109H102ZM110 108H108L109 110L108 111H110ZM145 108H146V106H145ZM77 109V108H76ZM82 109H83V107H82ZM82 109H81V111H82ZM94 109H96V113H97V108H94ZM100 109V108H99ZM101 109L99 110V112L101 111ZM147 109V108H146ZM90 110H92V109H90ZM103 110V109H102ZM107 110V109H106ZM114 111L116 110V109H113ZM112 110V111H113ZM145 110V109H144ZM143 110V111H144ZM78 111V110H77ZM95 111V110H94ZM105 111V110H104ZM117 111H119L120 112V110L118 109ZM146 111V110H145ZM144 111V112H145ZM72 112V111H71ZM84 112V111H83ZM105 112H107V111H105ZM105 112H101V113H105ZM118 112V113H119ZM122 112V111H121ZM87 113V112H86ZM100 113V114H101ZM117 113V114H118ZM78 114V113H77ZM81 114V113H80ZM107 114H109L108 112L106 113V116H107ZM112 114H114L113 112H112ZM111 114V115H112ZM116 114V115H117ZM123 114V113H122ZM137 114V113H136ZM98 115H99V113H98ZM102 116H103V114H101ZM115 115V116H116ZM100 116V115H99ZM134 116V115H133ZM79 117V116H78ZM91 117V116H90ZM96 117V116H95ZM105 117V116H104ZM108 117V116H107ZM106 117V118H107ZM111 117V116H110ZM113 117V116H112ZM116 117H119V116H116ZM76 119H77V117H75ZM74 118V120H76ZM81 118H83L84 119V117H81ZM80 118V119H81ZM88 118V117H87ZM97 118H99V117H97ZM113 118H115V117H113ZM79 119V118H78ZM100 119V118H99ZM102 119V118H101ZM100 119V120H101ZM108 119V118H107ZM106 119V120H107ZM138 119V118H137ZM86 120V119H85ZM136 120V119H135ZM80 121V120H79ZM79 121H77V123L79 122ZM93 121V120H92ZM108 121V120H107ZM107 121H105V123L107 122ZM81 122V121H80ZM86 122H87V120H86ZM85 122V123H86ZM96 122H98V121H96ZM118 122H119V120H118ZM127 122V121H126ZM131 122V121H130ZM77 123H75V124H77ZM84 123V124H85ZM124 123V122H123ZM131 123H129V125H130ZM134 124V123H133ZM137 124V123H136ZM42 125V124H41ZM77 125H79L78 127L79 128H81V130H83V127L81 126V123H79V124H77ZM87 125V124H86ZM97 125V124H96ZM100 125V124H99ZM98 125V126H99ZM107 125H108V123H107ZM110 125V124H109ZM112 125V124H111ZM124 125V124H123ZM135 125V124H134ZM106 126V125H105ZM126 126V125H125ZM132 126V125H131ZM13 127V128H14ZM86 127H88V126H86ZM95 127V126H94ZM100 127H102L101 125H100ZM26 128V129H27ZM96 128V127H95ZM99 127H97V129H98ZM106 128V127H105ZM104 128V129H105ZM108 128V127H107ZM112 128V127H111ZM135 129H137L136 127H134ZM134 128H132V129H134ZM14 129V130H15ZM37 129H38V127H37ZM75 129H78V128H75ZM74 129V130H75ZM91 129V128H90ZM134 129V130H135ZM138 129H139V127H138ZM17 130V131H18ZM78 130H80V129H78ZM85 130V129H84ZM99 130H101V129H99ZM113 130V129H112ZM111 130V131H112ZM142 130V129H141ZM91 131V130H90ZM96 131H98V130H95L94 129V131L92 132V133H97ZM102 131V130H101ZM139 131V130H138ZM83 132H86V130L85 131H83ZM112 132H114V131H112ZM141 132H143V131H141ZM140 132V133H141ZM7 133V132H6ZM28 133H26L27 135H28V138L29 137H32V136H30V134H28ZM89 134H90V132H88ZM99 133L101 134V132L99 131ZM99 133H97V134H99ZM115 133H117V131L115 132ZM135 133V132H134ZM136 133H137V131H136ZM139 133V132H138ZM137 133V134H138ZM11 134V133H10ZM9 134V135H10ZM75 134H77V133H75ZM84 135H86L85 133H83ZM96 134V135H97ZM100 134H99V136H100ZM119 134V133H118ZM143 134H144V132H143ZM67 135H68V133H67ZM78 135V134H77ZM79 135H81V133L79 134ZM141 135H142V133H141ZM144 135H146V134H144ZM88 136V135H87ZM87 136H85L86 138H89V137H87ZM90 136H94V135H91L90 134ZM117 136V135H116ZM120 135H118V137H119ZM131 136H133V135H131ZM136 136V135H135ZM135 136L133 137V140H134V138H135ZM143 136V135H142ZM142 136H140L139 135V137L141 138ZM147 136H149V135H147ZM82 137V136H81ZM113 137H114V135H113ZM138 137V136H137ZM145 137V136H144ZM86 138H84V140L86 139ZM91 138V137H90ZM100 138V137H99ZM99 138H97V139H99ZM116 138V140L118 139L117 137H115ZM114 138V139H115ZM126 138V137H125ZM97 139H94V140H96L97 141ZM126 139H129V137L128 138H126ZM142 139V138H141ZM144 139V138H143ZM142 139V140H143ZM83 140V139H82ZM84 140H83V142H84ZM87 140V139H86ZM85 140V141H86ZM89 140V139H88ZM116 140H114V141H116ZM123 143H124V141H123V139L121 138L120 139ZM120 140H118V141H120ZM130 140V139H129ZM132 140V139H131ZM130 140V141H131ZM132 140V143L134 142ZM142 140H140V143L142 142ZM145 141H147V139L145 140ZM90 142H92V139L90 140ZM89 142V143H90ZM126 142H127V140H126ZM129 142V141H128ZM137 143H139L138 142V140L136 141ZM135 142V145L137 144ZM85 143H87V142H85ZM89 143H88V145H89ZM144 143H147V142H144L143 141V144ZM49 144V143H48ZM47 144V145H48ZM52 144L53 143H51L50 144V146H52ZM94 144V143H93ZM122 144V143H121ZM120 144V142H119V145H121ZM134 144V143H133ZM86 145V144H85ZM94 145H96V144H94ZM126 145H128L129 146V144H126ZM64 146V145H63ZM71 146V145H70ZM87 146V145H86ZM49 147V146H48ZM93 147V146H92ZM120 147V146H119ZM119 147H116V149L118 148L119 149ZM123 147H124V145H123ZM136 147H137V145H136ZM42 148V147H41ZM44 148V147H43ZM88 148V147H87ZM86 148V149H87ZM129 148V147H128ZM142 148V147H141ZM38 149V148H37ZM35 150V149H32V152H29V153H15V152H13L12 151V154H11V156H14V158H13V161H12V164L11 165H9L10 166V168L9 169H7V170H0V180L1 179H4V180H10V181H12L13 182V184L14 185H19V186H21L22 185V180L20 179V177H21V174L22 173H26V176L31 180H38V179H43L44 181H45V183L46 184H50V183H55V182H59V183H61L62 182V184L65 182L64 181V179H59V178H55L54 176L55 175H53V167H52V169H50L49 167H48V165H47V162H50V161H54V159H55V157L56 156H60L59 154L61 153V151H53V149L51 148V147H49V148H47V149H38V150ZM90 148H88L87 150L88 151H90L89 150ZM95 149V148H94ZM116 149H114L113 148V150H115L116 151ZM124 149V148H123ZM129 149H131V148H129ZM133 149H134V147H133ZM132 149V150H133ZM33 150H35V151H33ZM119 150H122V148L121 149H119ZM143 150V149H142ZM31 151V150H30ZM130 151V150H129ZM135 151H138L137 149L135 150ZM135 151H133V152H131L132 154L135 152ZM91 152V151H90ZM113 152V151H112ZM119 152V151H118ZM127 152V151H126ZM72 153V152H71ZM136 153V152H135ZM139 153V152H138ZM116 154V153H115ZM118 154V153H117ZM126 154V153H125ZM132 154H130V155H132ZM137 154V153H136ZM143 154V153H142ZM147 154V153H146ZM138 155V154H137ZM140 156H142L141 154H139ZM10 156V157H11ZM69 156H72V159H73V153L70 155L69 154ZM69 156H68V158H69ZM77 155H75L74 156V158L76 157ZM124 156H126V155H124ZM128 157H129V155H127ZM126 156V157H127ZM134 156H136L135 154H134ZM146 156V155H145ZM148 156H150V155H148ZM9 157V158H10ZM36 157L39 159V157L41 158V160L39 159V160H37L36 159ZM64 157V156H63ZM66 157V156H65ZM78 157V156H77ZM142 157H144V156H142ZM142 157H140L141 159H142V162H143V158ZM59 158V157H58ZM61 158V157H60ZM68 158H64V159H68ZM79 158V157H78ZM131 158V157H130ZM137 158H139L138 156H137ZM139 158V159H140ZM145 158V157H144ZM57 159V158H56ZM61 159H63V158H61ZM133 159L135 160V158L133 157ZM139 159H137V160H135V161H137V163H138V160ZM60 160V159H59ZM65 160V161H66ZM70 160H71V158H70ZM76 160H78V159H76ZM101 160V159H100ZM57 161H58V159H57ZM56 161V162H57ZM64 161V160H63ZM55 162V163H56ZM62 162V161H61ZM76 162H78V161H76ZM65 163V162H64ZM71 163V162H70ZM100 163H101V161H100ZM134 161H133V165H134ZM146 163L148 164V162L146 161ZM63 164V163H62ZM66 164V163H65ZM53 165V164H52ZM77 165V164H76ZM144 165V164H143ZM50 166V165H49ZM57 166H58V164H57ZM65 166V165H64ZM138 166V165H137ZM54 167H56V165L54 166ZM59 167V166H58ZM60 167H62L61 165H60ZM60 167H59V169H60ZM143 167H145V166H143ZM64 168V167H63ZM65 168H68V167H65ZM139 168H142V166L141 167H139ZM70 169V168H69ZM145 169H147V167H145ZM67 174H68V177H69V175H71V171L70 170H68L67 172H66ZM64 174V173H63ZM67 174H64L65 176L67 175ZM74 174V173H73ZM60 175H62V173L60 174ZM64 176V177H65ZM73 178V176H70V178ZM84 177V176H83ZM86 177V176H85ZM61 178H62V176H61ZM92 179V178H91ZM94 179V178H93ZM99 179V178H98ZM126 179V178H125ZM69 180V179H68ZM87 180V179H86ZM91 181H93V180H91ZM82 182H83V180H82ZM88 183V182H87ZM91 183V182H90ZM97 183H100V181L99 182H97ZM96 182L95 183H91V185L89 186V188H91V189H93V188H96V187H98V184H96ZM87 186L89 185V184H86ZM104 185V184H103ZM102 185V186H103ZM67 186H68V184H67ZM101 188V187H100ZM29 189H26L24 192H23V194L21 195V197H20V201H21V204L23 205L24 204V206H26V205H28V203H33L35 206H37L38 204H45V202L46 201H49L53 206H56L57 205V203H62V204H64L65 205V207H66V209L68 210V214L65 216V215H62V216H60V215H58V217L59 218H61V217H67V218H69L70 217V215H73L75 218H80V219H82L83 220V222L85 223V224H87L88 225V230L90 231V226L91 225H93V223H91V218L90 217H88V216H86V215H84V214H81V213H77L76 212V209H77V204H71L70 202H66V201H63L62 200V198L60 199V198H56V199H54V198H52V197H50V196H47L44 192H43V190H34V191H28ZM89 190V189H88ZM84 199H87L88 200V196L86 197V196H84ZM108 200H110V199H108ZM49 203V204H50ZM109 203H110V201H109ZM112 203H114V202H112ZM20 204V203H19ZM112 232V231H111ZM110 234H112V233H110ZM115 233L113 232V234L112 235H114ZM249 237V236H248ZM148 246V245H147ZM157 249H160V247H157ZM158 251V254H159V250H156V252ZM161 252H162V250H161ZM41 257H37L35 260H33L32 261V264H41Z\"/></svg>",
  "mask_w": 264,
  "mask_h": 264
},
{
  "label": "water",
  "instance_id": "obj_3",
  "mask_svg": "<svg viewBox=\"0 0 264 264\" xmlns=\"http://www.w3.org/2000/svg\"><path fill=\"white\" fill-rule=\"evenodd\" d=\"M71 89L69 83L51 89L24 75L7 77L0 85V111L13 123L50 118L59 104L68 103ZM45 127L50 128L49 123ZM72 225V219L59 218L49 210L0 212V264L10 263L16 254L22 259L42 254L51 230L62 238L66 227ZM75 229L82 232L79 225Z\"/></svg>",
  "mask_w": 264,
  "mask_h": 264
},
{
  "label": "flooded vegetation",
  "instance_id": "obj_4",
  "mask_svg": "<svg viewBox=\"0 0 264 264\" xmlns=\"http://www.w3.org/2000/svg\"><path fill=\"white\" fill-rule=\"evenodd\" d=\"M17 258H21V257H19V255L16 254L13 260H15V259H17Z\"/></svg>",
  "mask_w": 264,
  "mask_h": 264
}]
</instances>
